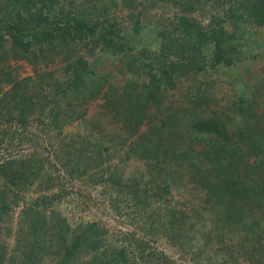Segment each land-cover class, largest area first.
Masks as SVG:
<instances>
[{
    "label": "trees",
    "instance_id": "16d2710c",
    "mask_svg": "<svg viewBox=\"0 0 264 264\" xmlns=\"http://www.w3.org/2000/svg\"><path fill=\"white\" fill-rule=\"evenodd\" d=\"M222 1V15L202 24L192 14L204 5L197 0H0V264H187L154 247L160 239L198 251L210 264H264L258 94L224 102L218 115L207 109L215 99L208 101L193 82L180 103L194 108L193 116L183 113L189 107L166 103L180 79L207 68L232 70L264 46V31L258 42L240 29L241 21L264 30V0ZM160 4L174 11L171 18H156L168 27L153 29L145 14ZM145 31L153 44L127 37ZM53 56L63 62L57 74L39 69L20 79L10 75L9 59L22 58L36 68ZM105 59L120 63L126 76L123 92L110 86L101 104L123 137L100 134L97 121L83 135L65 139V127L83 116L87 100L106 82L94 77L92 67ZM141 74L147 79L139 81ZM2 83L9 87L2 90ZM62 131L58 150L42 147V133L56 138ZM197 143L202 147L195 151ZM259 154L249 174H236ZM189 157L205 165L186 168ZM128 160L139 164L132 172L123 166ZM184 174L204 197L168 199ZM84 178L102 189L109 210L99 217L88 194L76 192L75 201L69 196L74 182ZM34 183L38 194L27 196ZM105 219L129 223L133 230ZM198 231L201 237H195ZM11 233L8 247L3 236Z\"/></svg>",
    "mask_w": 264,
    "mask_h": 264
},
{
    "label": "rangeland",
    "instance_id": "374dc122",
    "mask_svg": "<svg viewBox=\"0 0 264 264\" xmlns=\"http://www.w3.org/2000/svg\"><path fill=\"white\" fill-rule=\"evenodd\" d=\"M79 0H76V2ZM199 1V4L201 1L204 3L203 6H201V10L199 11L198 9L194 10L192 12L193 16H195L197 19L201 20V23L204 24L207 20H209V17L211 15H222L223 8L225 4L222 0H197ZM118 7L114 6L113 8ZM120 10V8H119ZM116 9L119 15V11ZM174 11V8L168 4L163 5L160 4L158 7L154 8L153 10L148 11L145 15H148L150 18L148 20L149 25L153 27V29H160V28H165L168 27V23H165L166 21L163 20V18H160L161 20L158 21L157 19L162 15L164 18H171V15ZM127 12V9H123L121 14H125ZM158 17V18H157ZM157 18V19H156ZM239 21L240 19L237 18ZM227 21V20H226ZM240 29L243 31L244 34H247V37L250 38H255L256 41H261L263 40V26L260 27H254L252 24H247L245 22L240 21ZM227 22L223 24L224 28L226 31H228L230 28ZM178 34L172 35L175 37ZM129 37L130 41L137 44L142 41H145L147 45L153 44L150 41V37L147 32H142V33H137L135 35H132ZM153 41V39H152ZM258 55H256L255 58H246L244 59L241 63L236 65L235 67L232 68V70L222 68L215 73L210 68H207L206 70H203L199 72L197 75L192 76L189 78L187 81H183L180 79L178 82V85L176 86V89L171 90L168 92V96L166 97V103H172L173 102V107H179L182 109V107H189L188 110H185V115L186 113H190L189 117H191V113L193 112L194 108L191 106H187V104H180L181 103V95L187 90H190V87L195 86L194 83L198 84L200 83L201 88L203 89L204 95L208 96V101L210 99H215V103L209 104L207 109L213 110L218 115L221 114V107L222 104L227 103L229 101H232L234 98L242 96V97H249L253 94V92L258 94V98L256 100V105L254 106V111L256 112L257 115V122L260 123V127L262 128L264 125V46H259L257 47ZM45 61L47 64L45 66L38 65L36 68H32V66L24 59H9L7 64L10 67V75L13 77H16L17 79H20L22 77L26 76H32V74L37 71V70H54V72L57 74L60 70V67L62 66L63 62L59 56H53L51 60L48 57H45ZM112 61L109 62L108 60H95L92 64L93 67V75L96 78H99L102 82L103 79L106 80V82L102 85L100 92L95 96L91 97L87 100L88 108L86 112L81 116L80 118L76 119L73 124L68 125L65 127V131H68L69 134L64 136L62 133L65 131H62L60 135H58L56 138H53L54 136L53 133L48 132V135L46 133H42L40 137V143L42 147H45L46 149H50L49 147L53 146L51 149H59L62 141V137L64 136L65 139L69 138H74L77 135H83V133L88 131L89 124L91 123H97V121H100L98 126L102 131H100V134L102 132L105 135L111 134L114 136V138H117L118 136L123 137V131L121 128V125L118 123L111 122V119L107 117V115L103 114L104 109L102 108L101 104L104 102H107L108 100V93L104 95V93L108 90L110 86H112V89H115L117 92H123L122 91V86L124 83V78H126L125 75H121L119 72V69H121L120 63H117ZM263 67V68H262ZM131 74V73H130ZM128 74V76L130 75ZM135 77V75H133ZM195 78V79H194ZM147 76L145 74H141L139 81L146 80ZM192 79V80H191ZM194 82V83H193ZM193 85V86H192ZM2 90H6L9 85L8 83H2ZM115 97V96H114ZM113 97V98H114ZM218 103V104H216ZM198 104V103H197ZM201 108H205L204 105H200ZM205 110L203 111V115H205ZM219 110V111H218ZM208 113V110H207ZM101 114V115H100ZM210 114V112H209ZM261 114V116H260ZM193 116V115H192ZM259 127V128H260ZM141 128V127H140ZM139 128V129H140ZM263 129V128H262ZM99 130V129H98ZM231 132V131H230ZM66 133V132H65ZM46 137L49 138V140H46ZM234 139V138H233ZM23 146V145H22ZM202 147L201 143L195 144L194 150H200ZM21 150H24V146L21 148ZM122 152L119 151V155H121ZM264 155V153H263ZM262 156V154H259L258 156H252V160L248 162L246 159L245 166H241L236 170V174H243V172H248L249 170L251 171L253 161L259 160V158ZM188 167H191L192 162H195L197 165H205L202 163V161H198L195 158L189 157L188 158ZM118 163L115 159L111 161V163ZM121 165V164H119ZM123 166H125V170L127 172H132L135 168L139 166L138 162H135L133 160H128L125 163H123ZM249 169V170H248ZM263 172V171H261ZM253 175V174H252ZM171 176V175H169ZM237 176V175H236ZM177 177V176H175ZM239 177V176H237ZM240 178V177H239ZM189 177L184 174V176H181V179L176 180L175 186H171V190L169 193L168 199L172 200H188L190 202H193L199 195V198L204 197V193L197 191L193 188V185L191 184V181L188 180ZM262 179V178H261ZM85 180V181H84ZM74 186L72 187V192H70L71 196L70 198H73L74 201L77 199L78 195L77 193H85L88 194L89 197L87 200H90V203L92 204L91 210L92 213L96 214L97 217H99L98 214H101L104 209L109 208L106 206L105 200L102 198V194L100 191L102 190L101 187L99 186H94L89 183L86 178L80 181H75ZM261 184L264 186V180H261ZM39 190L37 189L36 183L32 184V187L29 192H27V196H36L38 194ZM77 192V193H76ZM201 196V197H200ZM197 201V199L195 200ZM98 206L96 207V205ZM20 206L15 208V212L12 215L13 217V224H12V229H14V221L17 219V211ZM68 211V210H65ZM79 214L86 216L84 212L79 211ZM78 214H75L77 216ZM104 217V216H103ZM90 218V216H89ZM111 216L108 218L110 219ZM103 220L104 218H100ZM105 219L108 224H112L115 227H120L123 231L127 230H133L132 225L129 223L125 224L118 223L117 225L115 221ZM104 221V220H103ZM199 226H193L192 228H197L200 231H204ZM205 227V226H204ZM206 229V228H205ZM13 231V230H12ZM195 232V237H201V232ZM8 244V247L13 243V238L14 234L11 233L9 236H3ZM161 243H155L154 247L156 246L157 248H161L168 256L171 257L173 260H178V261H184L187 264H210V261H207L205 257L201 256V253L198 251L195 252H186L187 246L183 245L182 248L173 246L169 244L166 239H160ZM199 241V240H196ZM201 244V242H200ZM198 244V245H200ZM195 254L197 256H195ZM199 257V258H198ZM180 261V262H181ZM50 264H54V262H51Z\"/></svg>",
    "mask_w": 264,
    "mask_h": 264
}]
</instances>
